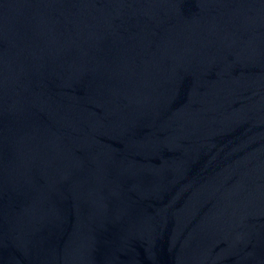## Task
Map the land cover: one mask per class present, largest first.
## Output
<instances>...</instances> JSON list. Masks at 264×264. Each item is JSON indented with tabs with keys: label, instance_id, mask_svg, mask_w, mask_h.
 Wrapping results in <instances>:
<instances>
[{
	"label": "water",
	"instance_id": "obj_1",
	"mask_svg": "<svg viewBox=\"0 0 264 264\" xmlns=\"http://www.w3.org/2000/svg\"><path fill=\"white\" fill-rule=\"evenodd\" d=\"M0 264H264V0H0Z\"/></svg>",
	"mask_w": 264,
	"mask_h": 264
}]
</instances>
